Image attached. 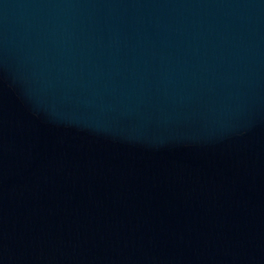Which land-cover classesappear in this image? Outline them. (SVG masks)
I'll use <instances>...</instances> for the list:
<instances>
[{"label": "water", "instance_id": "95a60500", "mask_svg": "<svg viewBox=\"0 0 264 264\" xmlns=\"http://www.w3.org/2000/svg\"><path fill=\"white\" fill-rule=\"evenodd\" d=\"M0 264H264V0H0Z\"/></svg>", "mask_w": 264, "mask_h": 264}]
</instances>
